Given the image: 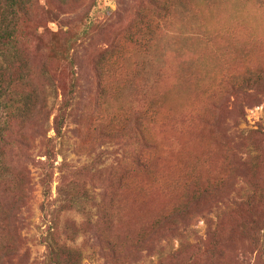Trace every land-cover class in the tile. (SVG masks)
<instances>
[{"label":"rangeland","instance_id":"374dc122","mask_svg":"<svg viewBox=\"0 0 264 264\" xmlns=\"http://www.w3.org/2000/svg\"><path fill=\"white\" fill-rule=\"evenodd\" d=\"M17 12L11 58L0 50L12 143L0 264H264V0H34ZM219 182L205 213L154 233L160 214Z\"/></svg>","mask_w":264,"mask_h":264},{"label":"trees","instance_id":"16d2710c","mask_svg":"<svg viewBox=\"0 0 264 264\" xmlns=\"http://www.w3.org/2000/svg\"><path fill=\"white\" fill-rule=\"evenodd\" d=\"M30 1L34 0H0V2L3 4V11L1 10L2 14L5 16V14L10 11V16L11 19L10 21L0 19V50L3 51V57L4 61L7 59L8 55L11 58L12 54L10 53V46L13 44H16L18 42V39L16 37V33L18 31V17L14 20V17L18 16L17 9L18 7L26 8L30 4ZM7 15V14H6ZM17 56V55H16ZM4 68L0 65V76H3L4 73ZM29 76L31 74H28ZM243 91V90H242ZM69 101H66L65 104L63 105V108L59 110V114L56 115L55 120H54V125H55V130L57 134H61V130L63 127V124L66 120L67 116V111L69 108ZM147 113H142L139 115L137 118V121L141 122L142 116L146 115ZM7 121H2L0 119V162L3 160L5 157L4 152L2 151L1 148H6L9 147L12 143H9L10 139V131L11 127L7 123ZM125 123H130L131 122L126 121ZM132 129V128H130ZM125 132H129V129H123V134ZM258 133V131H256ZM149 141H146V139H143V146L146 147L144 148V151L146 150H155L156 148L150 143ZM15 144V142H13ZM142 145V144H141ZM52 152L47 151V155L50 157ZM136 155V154H135ZM149 155H152V152H149ZM149 155H145V153H140L137 155V164L138 167L143 169V172L153 174L154 173V167L152 165V158ZM51 182L50 175L49 173H46L45 177L42 179V184L44 188H46L49 183ZM209 184V181L208 183ZM210 185H212L210 183ZM204 187L201 190H197L191 197L183 196L177 205H173L170 210L166 213H162L158 216L157 219H160V221L157 223L156 226H154V233L156 234H164L166 233V230H168L167 226H172L174 229H171V232L173 231H179L181 230L180 224L186 225L187 222L184 220L186 219H196L203 212L205 213V208L210 206L211 203L215 204L216 199L219 196V191L220 189L218 187H221L222 183H215L214 187L211 186ZM204 185L201 183L196 184V188H201ZM218 186V187H217ZM186 188H190L189 183L186 182ZM47 189H44L45 194L47 193ZM49 192V191H48ZM17 219V214L15 215ZM163 223V224H162ZM17 227V224H16ZM17 230V228H16ZM170 230V229H169ZM256 230V228H255ZM254 230V232H255ZM57 246H51L49 245V251H55ZM57 256V255H56ZM55 256V257H56ZM209 256L213 259L216 260L217 256L215 254H209Z\"/></svg>","mask_w":264,"mask_h":264}]
</instances>
